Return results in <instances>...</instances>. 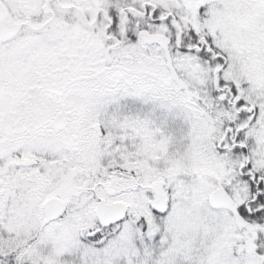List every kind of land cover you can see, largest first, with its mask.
Segmentation results:
<instances>
[{
	"label": "snow or ice",
	"instance_id": "snow-or-ice-1",
	"mask_svg": "<svg viewBox=\"0 0 264 264\" xmlns=\"http://www.w3.org/2000/svg\"><path fill=\"white\" fill-rule=\"evenodd\" d=\"M0 264H264V0H0Z\"/></svg>",
	"mask_w": 264,
	"mask_h": 264
}]
</instances>
